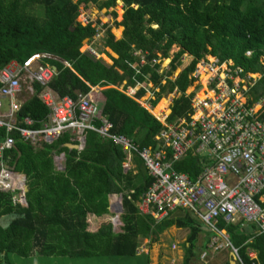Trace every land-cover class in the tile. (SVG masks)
<instances>
[{"label": "trees", "instance_id": "16d2710c", "mask_svg": "<svg viewBox=\"0 0 264 264\" xmlns=\"http://www.w3.org/2000/svg\"><path fill=\"white\" fill-rule=\"evenodd\" d=\"M119 1L124 7L118 24L124 27L121 39H116L108 24L85 26L78 20L82 4L93 2L101 9H111ZM113 14L117 18L116 11ZM103 31V46L118 56L112 58L111 66L93 52L81 50L86 40H101L96 36ZM116 31L117 35L121 32ZM173 47L178 51L170 56ZM184 55L193 60L172 79ZM207 56L218 59L219 64L232 60V69L242 68L243 77L258 73L249 86V100L264 94V0H0V70L14 62L25 66L29 60L33 65L42 59L44 66L58 70L49 84L58 96L76 101L88 97L98 108L97 127L106 117L114 125V134L132 139L142 150H156V139L167 124L190 118L195 92L186 91L194 84L198 64ZM142 57L147 64H141ZM166 59L170 60L168 68L162 69L161 62ZM144 84L159 89L152 107L162 96L178 94L166 122L141 104L145 87L128 94L129 89ZM34 86V97L22 104L16 116L23 126L30 117V128L39 130L48 122L49 109L39 98L41 86ZM2 87L0 80V90ZM207 93L201 89L200 98ZM8 135L6 128H0V143ZM13 137L16 145L5 153L3 161L13 173L27 176L28 191L0 190V218L12 216L8 225L0 223V264H13L12 256L62 261L110 257L140 264L134 262L140 258V241L158 243L172 227L189 230L183 264H192L203 248L200 241L206 249L216 236L190 210L177 209L161 221L141 214L138 203L154 179L143 164L138 174L126 172V153L99 133H87L84 150L69 148L80 143L72 141L68 133L37 147L22 140L18 132ZM61 153L65 155L63 170L55 167L54 156ZM174 167L193 178L202 172L193 154ZM13 184L19 185L18 178ZM21 191L27 205L13 198ZM116 195L124 198L122 233L115 232L113 222L111 199ZM104 214L113 218L93 223ZM220 228H225L238 249L241 262L237 264H264V235L224 221ZM249 250L257 253V259L250 257ZM148 261L145 258L144 264Z\"/></svg>", "mask_w": 264, "mask_h": 264}, {"label": "built area", "instance_id": "2783aa9c", "mask_svg": "<svg viewBox=\"0 0 264 264\" xmlns=\"http://www.w3.org/2000/svg\"><path fill=\"white\" fill-rule=\"evenodd\" d=\"M90 23L89 20H86V24L83 25L86 26ZM98 30L100 31V28ZM100 34L98 33L96 37H99ZM31 62L32 60L26 62L25 67L22 69L26 70L31 67ZM141 64H147L146 59L143 57L141 58ZM230 64H233V62ZM22 69L17 65L4 68L0 70V78L4 85L2 93L11 97L19 105H22V102L17 99V96L25 89L32 90L34 84L42 88L38 95L43 104L49 109L48 122L39 130L31 128L22 131L23 136L30 143L35 145L51 144L58 141L63 134L71 132L76 136V141H79L81 150H84L87 140L83 135L88 132H96L105 139H113L123 147L127 155L139 152L138 148L128 139L109 134L111 125L106 117L100 119L102 127L100 129L96 127L98 108L88 97H82L81 101H76L70 97L58 96L49 87L56 74L53 67L36 66L26 72L27 76L24 75ZM242 71V68H237L235 72L231 71L228 78L224 77L222 79L216 92L217 96L214 101L216 104H210L206 99L197 100L195 106L193 104L194 112L190 115V118H179L177 123L170 126L169 130L163 134L166 146L167 142L170 141V150L177 153L170 160L169 175L160 176L156 185L159 190L161 189L159 193L152 192L142 196L139 207L143 213H151L152 209H156L155 216L161 219L166 214L167 209L190 208L199 213V210H202L204 212L202 217L207 223L214 225L213 220L224 215L227 220L244 219L251 222L261 229V233H264L263 211L234 207L229 204V201L220 202L206 194L193 195L185 188L186 174L173 168L175 163L182 161L181 156L184 153L193 151L194 144L212 139L214 136L213 128L217 127L219 130L226 131L231 135H234V130L238 131V147L243 153L233 162L236 168L249 172L264 173V94L255 100H249L248 90L253 81L247 80L251 77H249L251 73L243 77L241 76ZM197 72L198 70L193 74L194 78ZM24 76L26 80L23 81ZM253 78L256 79V77ZM214 83L213 81L212 86L217 84ZM34 93V90H32V94ZM14 106L15 108L18 107L17 105ZM29 124L30 126L33 125L32 119L29 120ZM0 125H8L1 110ZM9 127L12 128L11 125ZM126 144H128V147H126ZM218 149L226 151L230 147L228 145L218 146ZM3 150L4 147H0V190L8 191L14 187L9 183V179L15 175L2 159ZM147 151H151L153 154L157 153L150 149H144L139 152V155L142 157ZM63 159L65 160V157L61 155L59 161H64ZM11 181H14V179ZM17 198L18 200H14L23 205L26 204L23 191L17 194ZM158 201L166 202L168 205L158 206L156 204Z\"/></svg>", "mask_w": 264, "mask_h": 264}, {"label": "bare ground", "instance_id": "6f19581e", "mask_svg": "<svg viewBox=\"0 0 264 264\" xmlns=\"http://www.w3.org/2000/svg\"><path fill=\"white\" fill-rule=\"evenodd\" d=\"M13 65H17L21 69L25 67L17 62L10 64L8 67ZM35 67L36 64H33L31 65V67L27 68L26 70L22 69L24 75L27 76L28 74L26 72L34 69ZM25 76L23 81L26 80ZM2 88L0 90V105H1L0 110L1 113L3 114V118L5 119V122L8 125L5 126L0 125V128H6L8 130V133L10 134V136L4 142L0 143V147H4L2 153V159H3L5 153L8 150L14 148V146L16 145V139L12 136L15 132L19 133L22 140H24L25 142H30L23 136L22 131L31 129L29 124V120H31V118L30 117L25 118V122H23L24 126L20 125L16 113L20 110L22 105H19L18 102L14 101L11 97L3 94ZM208 93L201 98L205 99L209 95ZM5 99L9 100L10 105L8 108L6 106ZM14 105H17L18 107L15 108ZM177 120L174 123L168 124L165 131L160 135L158 139L157 150L156 151L152 150L157 153L153 154L151 151H147L143 154L142 157L139 155V152L143 151L141 149V146L136 142H134L132 139H129L122 135L114 134L113 133L114 125H112V123L109 122L111 125V128L109 129V134L111 136L124 137L129 141H131L138 148L139 152L129 153V155L126 154L127 157H126L125 167L129 169L130 162L133 157H138L143 162V164L148 170V174L154 179V183L149 188L147 195L152 192L158 194L161 189L159 190V188L156 185L160 179V176L169 175L171 169L170 160L173 156H175L177 152L170 150V146H171L170 141L167 142V146H166V142L165 139L163 138V134L169 130L170 126L175 125L177 123ZM9 125H11L12 128H10ZM213 129H214V136L212 139L208 141H204L200 144H194L193 151L186 152L181 156V159L183 161L185 160V158H188L189 155L193 154L198 159V164L202 171L196 178H193L185 173L186 190H188V192L193 195H203V194L209 195L213 197L215 200L220 202L229 201V204L234 207H240L247 210L264 212V173L244 171L234 166L233 162L236 159H238L239 155L243 153V151L238 147L239 146L237 139L238 131L234 130V135H231L226 131L219 130V128L217 127H214ZM83 137L87 140V134H84ZM108 140H112L116 145H118L113 139L110 138ZM225 145H228L230 149L226 151H221L218 149V146H225ZM118 146H120L123 149L121 145ZM126 147H128V144H126ZM174 166L173 168L175 169ZM14 175L15 176L10 177L9 183L12 186H14L13 181L11 180L18 178L19 185L14 186L15 190H25L26 180H27L26 175L25 176L23 174L18 175L15 173ZM123 203H124V198L122 197V204L119 209L120 210L119 213H121L122 216L125 214ZM140 203H138L139 210H140L139 207ZM156 204L161 207L168 205L166 202H162V201H158L156 202ZM177 209L192 210L206 225H209L217 236L216 239L211 244V251L213 253H218L223 249H231L236 255L235 256L234 254H232L235 258L234 259L235 263H236V257L238 263L241 262V258L239 256L238 249H236L231 243L229 239V235L227 234L225 228H220V223L222 221H224L227 224H239L242 228L251 227V232L255 233L256 235H264V233H261V229L258 226L244 219L227 220L223 215L213 220L214 225L211 223H207L202 217V215H204V212L202 210H199L200 211L199 213L194 209L183 208V207H178L173 210L167 209L166 214L161 219L155 216L157 212L156 209H152L151 213H143L140 210V213L144 215H152L158 221H161L164 218H166L170 214V212H173L174 210ZM249 255L252 259H257V253H254L251 250H249ZM209 257L210 254L208 253H205L203 256L204 260H206ZM231 261H232V256H231Z\"/></svg>", "mask_w": 264, "mask_h": 264}, {"label": "rangeland", "instance_id": "374dc122", "mask_svg": "<svg viewBox=\"0 0 264 264\" xmlns=\"http://www.w3.org/2000/svg\"><path fill=\"white\" fill-rule=\"evenodd\" d=\"M113 11H116L117 18H115ZM123 15H124V7L121 1H119L117 5L111 9H106V8L101 9L98 4L91 2L89 3L88 6H85L84 4L81 5V14L78 20L82 22V24H86V20H89L90 22L94 24V26H98V27L103 26L104 24H108L109 27L111 28V32L116 37V39H121L123 37L124 27L118 24L122 22ZM118 29H120L121 32L119 31L117 35L116 30ZM103 35H104V31L100 34L101 40L99 39L94 40V41L86 40L81 50L83 52H89L91 54L93 50V52H96L97 59H101L106 64L111 66L113 65L112 58H118V56L112 50H110L109 48H105L103 46V43H102ZM101 50L103 53L98 54L97 52H100ZM176 51H178V48L173 47L170 51V56H172ZM211 57L212 56H207L206 59H203L202 61H200V63L197 66L198 72L195 74L196 79L194 81V84L190 86L188 91H186L188 93L195 92V96L193 99L194 106L197 100H202V98H200L199 96V92L201 89H205L209 92L208 93L209 95L207 96V98H205L206 101L213 105L216 104V102L214 101L217 96L216 92L218 89V85L221 84L222 79L224 77L228 78L231 71H234L232 69L233 64H230L231 62H233L232 60H228L226 62H223L222 64H219L218 59L214 57H212L213 58L212 59ZM192 60H193L192 57L188 55H184L181 59V66L173 74L172 79L175 78L177 74L185 66H188ZM169 61H170L169 59L163 60L162 62L159 61L161 62V68L167 69ZM261 61L264 66V58H262ZM232 74L234 75L233 72ZM251 74L253 76L249 75V77L250 76L251 77L248 78L247 80L255 81L253 77H256V78L259 77L258 73H251ZM247 80L245 79V82ZM213 81L215 82L214 84L217 83L215 86H212ZM142 87H145L147 89V92L145 96L140 100V102L143 106H146L149 109H151L152 108L151 101L156 99L155 92H158L159 89H155L152 86V84H144V85H138V87L136 89H133V91L136 92L139 88H142ZM96 90H99V88H96L95 91ZM133 91L129 89L128 94L131 96L134 95ZM177 95L178 94L174 92V93H170L168 95L162 96V98L159 100L157 105L154 108H152L154 109L155 114L159 115L162 119H165L167 117L166 115H169V113L171 112L170 106L173 102V99L177 97ZM221 95H223V93H221ZM163 99H166V101L165 103H163L164 105L161 106L162 104H160V102ZM5 101H6V106L8 108L10 105L9 100L5 99ZM101 127L102 126L97 127V128L100 129ZM68 134L73 137L72 141L76 140V136L73 133L69 132ZM105 140H108V139H105ZM30 144L35 145L33 143H30ZM76 146H79V145H76ZM61 155H64V154L61 153L57 156L56 155L54 156L55 157V167L56 169L63 170L65 168V161H59ZM11 190H15V188L13 187ZM13 198L18 200L16 194H14ZM116 199L121 200L120 202V206H121L122 198L119 197ZM116 199L114 200V209H113V214H115V219H113L114 228H115L116 233H122V229H123V226H125V224L122 219L123 217L122 214L119 213L120 206H118L119 202L116 201ZM11 218H12L11 215L3 216L0 218V223L6 226L9 224ZM112 218H113L112 215L104 214L103 216L99 217V220H93V223L96 221L97 222L98 221H101V222L110 221ZM189 234H190L189 230L178 229L176 227H172L166 230V232L160 236L158 243L151 244L148 240L140 241L139 255H138L140 258H136L134 262L135 263L139 262L140 264H144L145 258H149V261L147 264H183L184 260L182 259V257L185 258L184 244L186 241H188ZM207 234L208 233L205 232L204 236H207ZM201 246L203 248L200 251V256H199V251H198L197 253L198 255L193 259L192 264H225L226 262L231 261L232 251L230 249H224V251L222 250L223 251L222 253H219V252L212 253L213 255H210L209 258H207L206 260H203L202 257L205 251L204 250L205 244L203 240L200 241V247ZM252 252L256 253L254 250H252ZM11 261L13 264H128L130 260H127L124 258L102 257V258H91V259H84V260L70 258V259H65L62 261L60 258L35 257L34 259H30V258H20L17 256H12Z\"/></svg>", "mask_w": 264, "mask_h": 264}, {"label": "crops", "instance_id": "0c3cea01", "mask_svg": "<svg viewBox=\"0 0 264 264\" xmlns=\"http://www.w3.org/2000/svg\"><path fill=\"white\" fill-rule=\"evenodd\" d=\"M95 53V52H94ZM140 55V54H139ZM39 65H43L42 64V59H40V60H38L37 61V63H36V66H39ZM32 90H34V92H35V86H33L32 85ZM32 90H30V89H25L23 92H21L18 96H17V99L19 100V101H21L22 102V104L23 103H25V102H27V101H29V100H31V98L32 97H34V95H35V93L34 94H32ZM131 90H133V89H131ZM137 92V91H136ZM146 107V106H145ZM171 107V106H170ZM150 112H152V110H153V112H154V109H152V108H154V107H152L151 109H149L148 107H146ZM165 112V111H164ZM170 114V113H169ZM157 115V114H156ZM159 116V115H158ZM166 116H168V115H166ZM160 117V116H159ZM161 118V117H160ZM162 119V118H161ZM163 120V122H166V120H167V117L165 118V119H162ZM171 124V123H170ZM168 125V124H167ZM167 125H166V127H167ZM9 134V133H8ZM10 136V134L8 135V137ZM13 136V135H12ZM7 137V138H8ZM158 139L159 138H157L156 140H157V145H158ZM36 147L38 146V145H35ZM158 148V147H157ZM79 150H80V148H79ZM157 150V149H156ZM156 150H154V151H156ZM124 151V150H123ZM127 157V156H126ZM126 163V162H125ZM142 164H143V162L138 158V157H133L132 158V160H131V162H130V167H129V169H127L126 167H125V164H124V167H125V171L126 172H128V171H133L134 172V174H138L139 173V170H140V168L142 167ZM144 165V164H143ZM144 167H145V165H144ZM147 169V168H146ZM24 175V174H23ZM25 176V175H24ZM119 197H123V196H113L112 197V199H111V205H112V209H114V200L116 199V198H119ZM116 201H118L119 203L121 202V200H117L116 199ZM124 204V203H123ZM118 206H120V204L118 205ZM117 207V206H116ZM185 210H189V209H185ZM174 211H176V210H174ZM173 211V212H174ZM190 211H192V210H190ZM193 212V211H192ZM171 213V212H170ZM194 213V212H193ZM195 214V213H194ZM196 215V214H195ZM197 216V215H196ZM198 217V216H197ZM199 218V217H198ZM165 219V218H164ZM200 219V218H199ZM201 220V219H200ZM202 221V220H201ZM203 222V221H202ZM204 223V222H203ZM205 224V223H204ZM238 225V224H237ZM209 226V225H208ZM245 228H247V227H245ZM190 235V234H189ZM216 237L217 236H215L212 240H210V242H209V244H208V248H206V249H204L205 251H204V254L205 253H208V254H210V255H213L212 253V251H211V244H212V242L216 239ZM229 239H230V237H229ZM174 244V243H173ZM175 247V246H174ZM231 250V249H230ZM223 251H224V249H223ZM223 251H221V252H219V253H222ZM232 251V250H231ZM204 254H203V256H204ZM232 254H234V252L232 251ZM231 254V255H232ZM235 255V254H234ZM236 256V255H235ZM203 258V257H202ZM182 259L184 260V257H182ZM203 260H204V258H203ZM238 261H237V257H236V263H237Z\"/></svg>", "mask_w": 264, "mask_h": 264}, {"label": "water", "instance_id": "95a60500", "mask_svg": "<svg viewBox=\"0 0 264 264\" xmlns=\"http://www.w3.org/2000/svg\"><path fill=\"white\" fill-rule=\"evenodd\" d=\"M95 56H96V53H95ZM54 70H55V72L57 73L58 72V70H57V68H55L54 67ZM69 148L71 149H79L80 147L79 146H69ZM27 177V176H26ZM28 191V187H26V190H25V192H27ZM27 203V202H26ZM235 258H234V256L232 255V261H231V264H236L235 263V260H234Z\"/></svg>", "mask_w": 264, "mask_h": 264}, {"label": "clouds", "instance_id": "9594fccd", "mask_svg": "<svg viewBox=\"0 0 264 264\" xmlns=\"http://www.w3.org/2000/svg\"><path fill=\"white\" fill-rule=\"evenodd\" d=\"M96 53V52H95ZM54 68V67H53ZM136 89V88H135ZM140 89V88H139ZM12 171V170H11ZM13 172V171H12ZM26 202H27V200H26ZM25 205H27V203L25 204Z\"/></svg>", "mask_w": 264, "mask_h": 264}]
</instances>
